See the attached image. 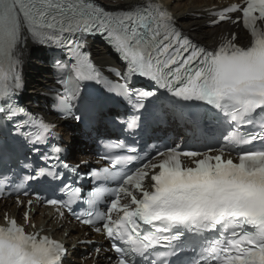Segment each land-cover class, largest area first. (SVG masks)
I'll return each mask as SVG.
<instances>
[{
	"label": "snow or ice",
	"instance_id": "6c2138e0",
	"mask_svg": "<svg viewBox=\"0 0 264 264\" xmlns=\"http://www.w3.org/2000/svg\"><path fill=\"white\" fill-rule=\"evenodd\" d=\"M170 7L158 0L109 7L98 0H0V192H15L17 215L23 213V223L6 214L0 224V264H64L67 246L32 223L34 205L61 219L71 214L101 234L109 247L94 252H114L109 264H264V0L210 9L209 24L226 25L211 47L184 34ZM94 34L121 65L93 59L86 49ZM30 44L70 56L55 61L60 79L50 108L58 119L91 133L96 118L107 116L135 136L163 92L173 106H204L211 142L140 146L118 137L103 145V165L82 174L52 143L57 124L19 103ZM138 78L146 84L137 86ZM116 104L125 111H112ZM41 145L49 150L40 152ZM33 151L44 165L29 159ZM86 178L99 183L85 196L76 181Z\"/></svg>",
	"mask_w": 264,
	"mask_h": 264
},
{
	"label": "bare ground",
	"instance_id": "6f19581e",
	"mask_svg": "<svg viewBox=\"0 0 264 264\" xmlns=\"http://www.w3.org/2000/svg\"><path fill=\"white\" fill-rule=\"evenodd\" d=\"M106 1V0H104ZM171 8L175 11L176 15L183 19V17L186 15V13L190 12L195 8L199 3L198 0H194L192 3L184 2V0H175V3H173V0H164ZM184 2V3H183ZM210 30H205L201 28L199 31L196 32V35L198 37L203 35H210ZM37 54L36 53H30L28 56V64L31 66V73L29 74V81H30V88L34 91L42 90V86L45 84V77L47 78L48 75L43 72V68L39 67L37 63ZM45 76V77H44ZM46 224L48 225H54L53 222L48 218L44 219L43 221H37L35 222L36 225L40 224ZM98 263H100V260H98Z\"/></svg>",
	"mask_w": 264,
	"mask_h": 264
},
{
	"label": "rangeland",
	"instance_id": "374dc122",
	"mask_svg": "<svg viewBox=\"0 0 264 264\" xmlns=\"http://www.w3.org/2000/svg\"><path fill=\"white\" fill-rule=\"evenodd\" d=\"M184 2H186V0H184ZM184 2H183V3H184Z\"/></svg>",
	"mask_w": 264,
	"mask_h": 264
}]
</instances>
